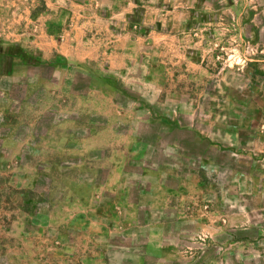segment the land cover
<instances>
[{
	"label": "rangeland",
	"instance_id": "obj_1",
	"mask_svg": "<svg viewBox=\"0 0 264 264\" xmlns=\"http://www.w3.org/2000/svg\"><path fill=\"white\" fill-rule=\"evenodd\" d=\"M83 10L144 39L136 65L70 58ZM115 154L137 225L107 188ZM159 180L191 193L154 199ZM150 221L161 264H264V0H0V264H138Z\"/></svg>",
	"mask_w": 264,
	"mask_h": 264
},
{
	"label": "crops",
	"instance_id": "obj_2",
	"mask_svg": "<svg viewBox=\"0 0 264 264\" xmlns=\"http://www.w3.org/2000/svg\"><path fill=\"white\" fill-rule=\"evenodd\" d=\"M133 1V0H132ZM130 0V2L132 3ZM128 13H123V16H126ZM106 15V14H105ZM106 21L105 25H103L102 33L98 34V32H95L93 30L92 23L88 22V20L85 19V11L83 10L82 13L77 12L76 15L72 17L76 18L74 20V24L72 25V28L70 30V58L78 59L80 61H86V60H93V61H101L105 66H107L108 69L112 71L116 70H123L124 68H129L134 65H136V59L138 56V53L142 51V49H147V45L145 44V41L143 38H139L138 34H135L130 28H123L125 27L126 23H116L114 20L112 21L110 15H106ZM127 18V17H126ZM120 24V25H119ZM122 26V27H120ZM94 31V32H93ZM79 35V37H77ZM138 62V61H137ZM103 132H106L105 130H100ZM117 142V139L115 140H109L107 139H99L98 143L95 145H85V151L88 152V155L90 152L95 151L96 149L103 151L107 146H114ZM104 152V151H103ZM85 154V153H84ZM84 158H87L86 155H83ZM101 156V159L106 158V160H110L109 164L107 165L109 167L108 174H107V180L109 181V187L107 185L108 190L112 193L113 200L112 202L120 203L122 206L125 205V208L129 211L130 217L129 222L130 224L137 225L139 223L138 219V211H139V203L135 202H127V201H120L121 195L124 193L123 190V177H132L131 173L127 174L126 171L123 169V162L124 157L122 154H115L112 159H109V156L103 157ZM90 159V157H88ZM127 174V175H126ZM152 175L149 176L153 179H160L165 176H173L176 174L174 173L173 169H168V172L160 171V170H149L146 174L143 173V175ZM179 176V174H178ZM181 179H184V181H187V176L181 177ZM107 184V183H105ZM111 184V186H110ZM158 185V190L155 191H148L147 194H150L154 199H159V197H163L164 199L171 195L172 193H179L182 195H188L191 193L187 187L182 186V183L178 185V187H169L164 183V181L159 180V182H156ZM197 185V182H196ZM195 190H197V187H194ZM199 188V186H198ZM142 196V195H140ZM152 205L149 206L150 209H159V208H169L172 209L173 205L171 203L161 204L159 202H152ZM163 205V206H162ZM94 208H109L101 206V207H94ZM137 211V212H133ZM183 219L178 218L179 221L177 223L179 225H186L185 228H194V230L199 229L202 227L204 220L200 218L199 215L194 216H185V213ZM151 228H149L148 232V238L146 246L145 254L141 255H132L126 253L125 255L127 257H140L142 258V261L139 259L138 264H161L165 260H174L170 257V255L166 254L162 247L158 246V243H151V235L156 233L155 227L159 226L160 224L149 222ZM149 227V226H148ZM218 231L214 230V234L216 235ZM83 242H87L92 240V237L83 235ZM99 241L101 244L105 243L107 241L106 238L99 237L98 239H95ZM158 244V245H157ZM103 245V244H102ZM99 254V257H105V251ZM150 255L154 258L153 261H146L147 255ZM134 257V258H135Z\"/></svg>",
	"mask_w": 264,
	"mask_h": 264
}]
</instances>
